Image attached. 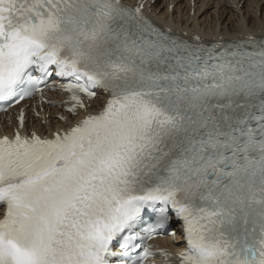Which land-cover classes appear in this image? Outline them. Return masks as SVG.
Instances as JSON below:
<instances>
[{
	"label": "snow or ice",
	"instance_id": "6c2138e0",
	"mask_svg": "<svg viewBox=\"0 0 264 264\" xmlns=\"http://www.w3.org/2000/svg\"><path fill=\"white\" fill-rule=\"evenodd\" d=\"M143 8L0 0V104L53 79L70 116L109 97L0 137V264H146L174 222L181 264H264V37L190 41Z\"/></svg>",
	"mask_w": 264,
	"mask_h": 264
},
{
	"label": "bare ground",
	"instance_id": "6f19581e",
	"mask_svg": "<svg viewBox=\"0 0 264 264\" xmlns=\"http://www.w3.org/2000/svg\"><path fill=\"white\" fill-rule=\"evenodd\" d=\"M132 1V0H129ZM176 3L173 13L168 12L170 3ZM195 18H190L188 0H158L151 8L153 17L180 32L198 33L202 36L232 39L248 34L264 37V0H245L242 8L225 1L195 0ZM172 16V17H170ZM53 121L52 125L56 126ZM171 240L181 241L179 233ZM163 247L167 244L160 241ZM171 247L174 244L169 243Z\"/></svg>",
	"mask_w": 264,
	"mask_h": 264
}]
</instances>
